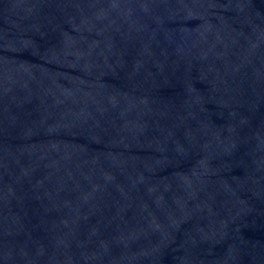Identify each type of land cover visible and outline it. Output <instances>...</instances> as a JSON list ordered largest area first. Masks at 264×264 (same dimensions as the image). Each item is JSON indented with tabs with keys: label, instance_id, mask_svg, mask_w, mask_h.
<instances>
[{
	"label": "water",
	"instance_id": "obj_1",
	"mask_svg": "<svg viewBox=\"0 0 264 264\" xmlns=\"http://www.w3.org/2000/svg\"><path fill=\"white\" fill-rule=\"evenodd\" d=\"M0 264H264V0H0Z\"/></svg>",
	"mask_w": 264,
	"mask_h": 264
}]
</instances>
